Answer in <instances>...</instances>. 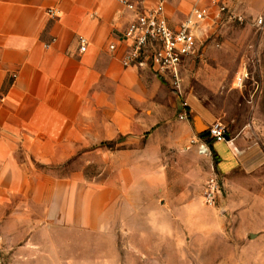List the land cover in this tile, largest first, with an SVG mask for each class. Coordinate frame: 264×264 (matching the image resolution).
Segmentation results:
<instances>
[{
    "label": "crops",
    "instance_id": "0c3cea01",
    "mask_svg": "<svg viewBox=\"0 0 264 264\" xmlns=\"http://www.w3.org/2000/svg\"><path fill=\"white\" fill-rule=\"evenodd\" d=\"M127 1L141 9L155 4V0ZM227 1L230 8L244 12L264 7V0ZM207 3L174 0L167 15L177 25L194 6ZM50 10L59 15H50ZM134 18L118 0H0V228L12 231L14 240L22 238L18 244L36 232L45 235L70 227L89 235L104 229L116 196L124 199L111 182L95 186L77 174L63 177L53 171L64 159L88 155L98 142L141 133V115L136 109L150 102L144 98L150 91L139 75L141 71L122 66L119 40ZM80 38L87 40L85 53L80 52ZM111 44H117L119 52L112 53ZM229 146L235 167L225 173L219 169L220 157L214 147L211 149L221 177L228 180L244 170L252 175L231 143ZM48 167L54 169L49 171ZM128 187L137 191L143 182L124 178L117 188ZM242 203L263 205L264 199L251 195ZM230 204L232 212L227 213L231 220L238 222L245 216L248 223L244 231L219 229L207 236L211 220L227 218L208 213L185 217L197 226L198 250L204 247L203 253H210L202 264H255L242 253L264 235V227L256 226L259 218L238 214V203ZM149 214H136V221L149 224L147 230L135 224V237H150L156 242L163 229L166 235L172 233L170 239L175 244L172 226L160 228L159 215ZM167 217L170 219L163 220L172 217L180 223V230L188 228L182 224L183 215ZM151 249L154 253L155 248Z\"/></svg>",
    "mask_w": 264,
    "mask_h": 264
},
{
    "label": "rangeland",
    "instance_id": "374dc122",
    "mask_svg": "<svg viewBox=\"0 0 264 264\" xmlns=\"http://www.w3.org/2000/svg\"><path fill=\"white\" fill-rule=\"evenodd\" d=\"M229 9L221 20L207 21L196 33L195 52L180 68V90L175 89L170 76L139 70L150 91L144 93L150 102L136 109L141 115V133L98 142L88 155L64 159L53 171L63 177L77 174L95 186L111 182L116 193L124 194V199L116 196L106 227L89 235L70 227L45 235L36 232L22 244L17 243L22 238L14 240L12 231L0 228V264H202L210 253L204 254V247L198 250L197 226L185 217L208 213L227 218L211 220L207 236L219 229L244 231L245 216L235 222L227 213L232 212L231 202L238 203V214L259 218L256 226L264 227V204L242 203L251 195L264 199V7L254 12ZM239 78L243 84L238 83ZM183 103L190 105L187 120L180 118ZM217 122L224 126L230 141H235L232 147L252 175L244 170L228 180L221 177L220 171L235 167L229 143H214L209 136L199 138ZM202 146L209 149L206 155L200 151ZM212 147L220 157V171ZM124 178L142 181L143 187L137 191L118 189ZM211 179L218 185L214 205L204 197ZM233 186L237 189L231 190ZM149 213L159 215L160 228L172 226L175 244L170 239L172 233L166 235L163 229L156 242L135 237V224L146 229L148 223L136 221V214ZM182 215V224L188 227L182 230L172 217L163 220ZM151 248L154 253L149 252ZM242 255L252 263L264 264V235Z\"/></svg>",
    "mask_w": 264,
    "mask_h": 264
},
{
    "label": "built area",
    "instance_id": "2783aa9c",
    "mask_svg": "<svg viewBox=\"0 0 264 264\" xmlns=\"http://www.w3.org/2000/svg\"><path fill=\"white\" fill-rule=\"evenodd\" d=\"M135 18L123 32L121 38L122 58L121 63L125 69L147 70L160 77L170 76L175 89L180 90V68L183 63L195 52L196 33L207 22L214 23L230 13L227 0H208L206 5L194 6L186 18L177 25H173L167 15V7L174 0H155L153 7L141 9L139 5L127 0H118ZM52 16L59 13L50 10ZM239 20L242 17L238 16ZM260 19L258 24L261 25ZM87 40L80 38V52L85 53ZM109 50L117 53L120 47L111 44ZM239 84H243L241 78ZM188 104L181 105V120L188 119ZM209 137L216 143L228 142L227 132L221 123H214L208 129ZM207 154L209 149L202 146ZM202 152V148L200 150ZM218 193V185L211 179L205 190V200L209 205H214Z\"/></svg>",
    "mask_w": 264,
    "mask_h": 264
},
{
    "label": "trees",
    "instance_id": "16d2710c",
    "mask_svg": "<svg viewBox=\"0 0 264 264\" xmlns=\"http://www.w3.org/2000/svg\"><path fill=\"white\" fill-rule=\"evenodd\" d=\"M208 136H209L208 133H202V134H200L199 138L201 140H205Z\"/></svg>",
    "mask_w": 264,
    "mask_h": 264
},
{
    "label": "bare ground",
    "instance_id": "6f19581e",
    "mask_svg": "<svg viewBox=\"0 0 264 264\" xmlns=\"http://www.w3.org/2000/svg\"><path fill=\"white\" fill-rule=\"evenodd\" d=\"M234 149L238 152V150L236 148H234ZM202 150L204 151V148Z\"/></svg>",
    "mask_w": 264,
    "mask_h": 264
},
{
    "label": "water",
    "instance_id": "95a60500",
    "mask_svg": "<svg viewBox=\"0 0 264 264\" xmlns=\"http://www.w3.org/2000/svg\"><path fill=\"white\" fill-rule=\"evenodd\" d=\"M227 140H228V141H230V138H229V137H227Z\"/></svg>",
    "mask_w": 264,
    "mask_h": 264
}]
</instances>
